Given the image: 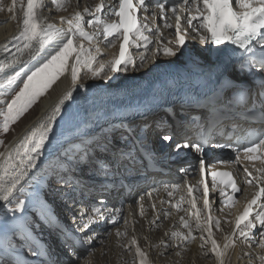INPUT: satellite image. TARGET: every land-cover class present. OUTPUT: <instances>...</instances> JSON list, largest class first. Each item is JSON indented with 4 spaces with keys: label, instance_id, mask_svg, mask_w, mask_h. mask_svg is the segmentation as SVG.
Wrapping results in <instances>:
<instances>
[{
    "label": "snow or ice",
    "instance_id": "1",
    "mask_svg": "<svg viewBox=\"0 0 264 264\" xmlns=\"http://www.w3.org/2000/svg\"><path fill=\"white\" fill-rule=\"evenodd\" d=\"M53 2L57 10H63L61 4L56 3V0ZM149 6L147 0H119L118 10L111 9L106 16L100 15L102 3L94 9L86 7L84 14L76 12L67 20L61 17V21L67 24L65 30L45 22L44 0H26V6L21 0L23 13L21 27L13 38L16 51L0 59V74H4L6 69H12L17 64H22L24 67L16 71L15 75H0V132L7 134L11 126L16 124L69 69L73 87L14 147L0 152V202H3L0 204V264H53L50 260L51 251L40 243L36 235L41 226L56 223L52 209L45 199L49 192H56L62 197L63 203L70 205L75 201L76 192L80 191L83 194V189L87 187L81 184L79 177L84 170L94 169L108 176L114 169L112 175L115 176L129 165L135 166L139 153L134 154V149L113 150V142H119L118 136L136 140L137 132L132 127L124 128L123 124H112L109 128H101L98 132L89 131L93 128L92 122L89 121L67 139L66 146L59 147H56L60 142L56 141L54 134V125L58 123L57 117L60 116L65 103L73 99V91L78 83L81 69H86L93 79L102 78L105 71L116 74L120 71L127 72L130 67L135 70L137 62L129 53L130 47L144 49L139 54V66L143 67L149 52L153 56L160 54L161 51L165 57H176L177 53L183 55L181 49L187 51L186 37L189 36L188 29H191L195 33L193 39L198 37L200 44L214 46L218 60L225 56L227 59L235 57L239 71L246 73L250 78L247 88H237L233 80L229 79L231 74L227 72L226 62L222 61L224 66H218L216 73L209 72L200 77L195 90H190L189 99L185 101L190 108L206 111H202L199 116H192L182 131H164L163 127L157 125L160 127L159 140L166 142L177 154L181 149L191 148L200 155L198 169L201 176L200 184L203 185L205 209L211 211L209 185L204 179L205 151L209 142L215 140L217 135H225L222 131H217L224 120L235 121L239 118L246 128L235 140L211 144L214 148H231L235 153L234 157L219 162L227 165L239 164L243 156L246 160L260 159L264 164L262 158L264 157V0H154V8L159 11L160 18L164 21L163 27L175 29L174 33H171L175 37L174 42L172 40L167 42V45L174 43V47L162 43L160 37L163 34L160 26H156L153 30L147 23L139 22L138 10L147 12ZM166 12H171V18L166 16ZM185 13L186 15L182 16ZM85 14L92 19L85 21ZM151 18L153 21L156 20L155 12L152 13ZM144 19L147 20L148 17L145 16ZM169 19H174L175 24L170 23ZM182 19L186 27H182ZM85 25L88 28H95L96 32H87ZM99 35L108 41L107 46L113 48L116 47V43L108 38L114 37L119 41V54L109 62H101L98 67H94L97 63V56L94 53H100V48L85 47L82 41H87L88 45L92 46ZM77 40L81 43H75ZM49 45H52V51L47 54V58L38 61L33 66L34 70L29 69L28 73H25L29 63L36 60ZM6 49L7 45L0 48V55H3ZM70 60L71 64H69ZM22 73L26 78H22ZM111 78L112 76H108V79ZM168 87H177V84L170 82ZM200 88L207 91L201 94ZM8 97L11 99H7ZM202 117L207 118L202 119ZM254 123L259 127H252ZM149 127L145 125L144 129ZM239 127L238 123L234 124V131L229 133L228 137L235 135V129ZM189 132L192 135H189ZM139 142L143 143V141ZM3 143L4 141L0 140V145ZM46 145L47 155H45ZM258 152L262 156H257ZM42 156H44L43 160ZM146 156L150 158L151 154L146 153ZM144 158L141 157L142 160ZM211 167L215 169L216 164L213 163ZM196 168V165H190L189 168H182L181 171L187 176L195 173ZM243 171L249 176L252 175L247 167ZM256 171L261 174L253 177L257 181L256 187L259 190L246 204L243 212L236 217L232 237L238 234L245 242L257 240V246L264 250V203L258 204V201L264 198V168ZM210 175L212 188L219 183L231 188L233 194L242 193V189L237 186L230 172L212 171ZM53 181L60 187L52 189ZM247 183L252 185L253 180L249 179ZM114 185L115 180H113ZM180 187V184L175 183L164 185L165 191L172 189L168 191L169 196ZM91 190L89 188V191ZM187 191L191 196L194 188L189 186ZM195 191L199 192L200 188L196 187ZM147 195L150 197L151 192ZM220 195L225 196L223 189ZM190 202L192 208L197 209L194 197ZM224 203L225 206L231 207L235 203L234 196L229 195ZM254 205H258L260 210L250 219ZM172 207L181 210L179 202ZM153 210H155L154 205ZM106 213H113V209L103 200L89 208H82L80 216L82 219L86 217L88 223L79 226L77 231L84 232L89 228L90 223L103 220ZM115 214L120 215L121 209H115ZM140 214L142 216L144 214L142 206ZM164 215L167 217L171 213L165 212ZM195 215V227L193 228L188 220L181 217L182 227L187 229V233L174 231L171 239L191 243L196 239L194 231L199 232L201 233L199 238L204 242L201 247L210 243L211 253L217 264H224V256L227 250L234 246V239L225 237L226 243L221 250L212 232L213 224L219 230L220 221L211 215L206 221H202L199 209L196 210ZM72 219L74 221L76 219L74 214ZM109 222H116L113 215H109ZM257 228L258 233L254 231ZM204 233H207L206 237ZM116 235L122 236L126 233L117 230ZM131 244L136 245L139 264H148L146 253L141 250L135 238L132 239ZM164 247L167 248L168 245L164 244ZM257 259L259 264H264V254L258 255Z\"/></svg>",
    "mask_w": 264,
    "mask_h": 264
},
{
    "label": "bare ground",
    "instance_id": "2",
    "mask_svg": "<svg viewBox=\"0 0 264 264\" xmlns=\"http://www.w3.org/2000/svg\"><path fill=\"white\" fill-rule=\"evenodd\" d=\"M23 3L26 6V0H23ZM56 3L61 4L63 10H57L53 0H44L45 8L43 10V16L45 22L53 24L58 28H64L65 30L67 29V24L61 21V17L65 20L70 19L76 12L84 14V9L86 7L94 9L101 3L103 4V8L100 15L106 16L111 9H116L117 7L115 0H56ZM59 11L60 13L57 14ZM147 11H155L156 20L153 21L151 17L145 20V15H142L140 23H147L153 28V30H155L156 26H160V30L163 34L160 37L162 43L167 45L168 40L174 42L175 37L174 35H171V33H174L175 31L174 27L173 29H166L163 27L164 21L160 18L158 10L148 8ZM22 15L21 0H0V48L7 45V49L4 51L3 55H0V59L10 56L16 51L13 38L20 31ZM166 16L171 18L172 14L166 12ZM89 19H92V17L85 14L84 20L87 21ZM169 22L173 23V25L175 24L174 19H169ZM194 23L196 22L194 21ZM181 24L182 27H186L183 19ZM85 30L87 32H96L95 28H88L86 25ZM188 31L189 36L186 37L185 43V49H187V51L181 49L184 53L183 55L177 53L176 57H165L161 51L160 54L153 56L152 53L149 52L147 54L146 63L143 67L139 66V54L143 52L144 49L130 47L129 53L136 60L137 68L133 70L130 67L127 72L120 71L116 73L114 81L111 80L112 78L108 79V76H112L113 74L107 71H105L102 78L93 79L86 69H81L78 83L73 91V99L65 103L60 116L57 117L58 123L57 125H54L56 141L60 142L56 147H59L60 145L66 146L67 139L71 138L72 134L75 133L78 128L89 121L93 124V128L89 129V131L98 132L101 128H109L112 124H123L124 128L132 127L136 129V118L143 113L142 108L146 105L154 104V101L159 100L158 95H156L157 98L151 97L155 95L156 87L161 83L159 76H164L180 68L194 66L198 62H201L200 60L204 59V62L208 59V51L205 50L208 49V45L200 44L198 37L195 39L192 38L195 36V33H193L191 29H188ZM109 40L115 42L117 46L118 41H116L114 37H110ZM75 43L78 44L81 43V41L77 40ZM167 46L174 47V43ZM95 47H99V44L92 45V48ZM150 47L152 46L150 45ZM156 47H160V45H156ZM114 48L108 46V53L113 51ZM51 51L52 45H49V47L46 48L36 60L29 63L28 67L25 68V72L28 73L29 69L34 70L33 66L38 61L46 59L47 54ZM94 55L98 56L97 63L94 64V67H98L101 62L107 63L110 61L108 56L104 57L101 53H94ZM25 59H27V57H25ZM191 61H196L197 63ZM71 62L72 61L70 60L69 64H71ZM22 67H24V65L17 64L12 69H6L5 73L0 75H15V72ZM72 87L71 73L69 69L66 74L61 76L44 95L38 104L36 114L18 131L2 152L14 147L24 135L49 114L63 95L72 89ZM159 118L162 119L163 117L161 116ZM152 120L153 118L148 119V126L152 124ZM144 126L145 125L141 126V128L136 131V140H129L126 136H118L117 138H119V142L113 143V150L128 151L129 149H134L135 154L136 144L144 146L155 160L165 163L160 166L168 172L165 173L164 170L160 171L163 175L162 178L158 176V173H155V176H153L148 171L139 172L142 167L135 162V166L129 165L122 169L121 172L116 173V178H114V180H118L119 183L114 186L113 179L91 180L90 182L85 180L82 181V185L87 186L83 191L85 189L87 190V188L92 189L91 191L95 193L96 199L90 197L88 192L84 191L82 196L75 195V201L69 206L63 207V205L57 203L56 200L49 204L55 212L53 216L56 223L53 227L54 234L57 236L56 238H58V241L55 243L56 239H53V242L47 245L44 240L39 239L40 243L47 249L55 253L57 252V249L55 250L54 248L58 247L59 242L62 244L68 241L70 243L69 248L71 249V253L86 248L89 249L90 252H93L96 251V247L103 244L106 239L109 243L106 242L108 245H111L114 248L117 246L120 255V252H125V248L127 247L122 241L125 237H117L116 231H121L126 228V233L129 236L127 239L129 241L128 248L130 252L126 253L125 260L126 258L129 259L134 257L133 263L135 264H139V257L136 255V245L131 244L133 238L137 240L141 250L146 253L148 264H217L215 257L211 253V244H206L203 248L201 247L204 243L199 238L201 233L194 231L193 234L196 236V239L191 243L174 241L171 239V234L174 231L183 234L187 233V229L182 227L180 220L181 217L188 220L194 228L196 224L195 213L196 210L199 209L202 221H206L209 215L220 221L219 230H217L213 224L212 232L213 238L217 241L218 245H220L221 250H223V245L226 243L225 237H232L235 229L236 217L241 214V210L244 209L246 204L259 190L258 187H256L257 181L253 179V177L261 175L256 169L264 167L258 165L249 167L248 170L252 173V175L249 176L243 171L244 168L229 166L234 174L237 185L242 188V195L239 197L234 207L223 210H218L217 203H213L210 200L211 211L209 212V210L204 208L201 190L199 192L195 191V188L200 185L197 177L191 178L190 174L192 173L185 176V173L181 171L182 168H189L190 165H194V156L191 155L188 157L187 151H184L183 149L179 151V154H177L174 149L166 150V153L161 156H159L158 153H153L148 149L147 145H144V141L143 143L139 142L145 138L147 132V129H144ZM47 154L48 146L46 145L45 155ZM196 154V152H193V155ZM166 156L171 157L170 162L167 161ZM41 159L43 160L44 156H42ZM109 168L112 169V166L109 165ZM112 171H114V169H112ZM112 171L109 172L110 175ZM31 174L32 173H29V175ZM100 175L108 177L105 176L103 172H101ZM111 177H113V175H111ZM96 179L99 178L97 177ZM249 179L253 180L252 185L247 183V180ZM174 183L180 184L181 187L169 196L168 191H172V189L169 188L168 191H165L164 185H171ZM117 185L121 186L119 191L116 188ZM189 186L194 188L191 196L187 191ZM51 187L53 186L51 185ZM221 189H223L224 192L226 190L225 188ZM221 189L211 187L209 189V195L215 197L219 205L227 207L224 203L226 199L224 196L220 195ZM148 192H151L150 197L147 195ZM138 193H141L142 195H139L136 200L137 202L134 201V203H131L130 200ZM154 196H156V198H154ZM193 197L195 198L197 209L192 208L190 201ZM101 200H103L109 208L113 209V213H106L103 220L90 223L89 228L84 232L77 230L70 232L68 226L78 228L84 223H88L86 217L82 219L80 216L81 209L85 208L82 206L86 205L88 206L86 208H89L93 204H99ZM178 202L181 208L179 211L172 207L173 204ZM2 203L3 202H0V204ZM81 203L84 204L81 205ZM259 203H264V198H262L261 201H258V204ZM77 204L82 208L78 210L75 209L74 206ZM121 204H123L122 208ZM125 205L126 207H124ZM153 205L155 206V210H153ZM141 206L144 209L143 216L140 214ZM60 208L67 210L68 214L71 216H73V214L75 215V212L78 211V214L76 215L79 218L74 221L71 217L68 224L60 223V217L63 215L59 214ZM115 209H121V214L116 215ZM259 210L258 205H254L253 215L249 218L252 219L255 212ZM165 212H169L171 215L165 217ZM123 213L127 219V227L123 224V227L119 229L120 226H117V224L121 220ZM109 215L114 216L115 223L109 222ZM130 216H132V218H130ZM137 220L139 221V224H137ZM133 221H135L136 224H132ZM76 224H78V226ZM140 228L141 230L139 231L138 229ZM254 231L258 233L259 229L257 228ZM140 232L143 234L141 235ZM156 232H160V235H157ZM48 234L46 236H48ZM204 236L206 237L207 233H204ZM232 238L234 239V246L227 250L224 256V264H259L257 256L264 254V250H261L257 246V240L245 242L238 236V234ZM169 243H172L170 247ZM81 244L84 246L80 247ZM164 244H167L168 247L165 248ZM177 245H179V247H177ZM154 247H157V250L151 251V248ZM170 251L172 252L170 258H159V256L168 254ZM77 253H79V251ZM177 253H179V255H177ZM73 255L75 256L73 253L71 256L61 254L59 256L54 255L50 257V260L53 264H68L67 259L75 261L76 256L73 257Z\"/></svg>",
    "mask_w": 264,
    "mask_h": 264
},
{
    "label": "rangeland",
    "instance_id": "3",
    "mask_svg": "<svg viewBox=\"0 0 264 264\" xmlns=\"http://www.w3.org/2000/svg\"><path fill=\"white\" fill-rule=\"evenodd\" d=\"M59 13H60V11L57 14H59ZM203 60L204 59H202L200 61H203ZM191 62H194V61H191ZM22 78H26V75L24 73H22ZM43 97H44V95L38 99V101L17 121L16 124H14V125L11 126V129H10V131L7 134H4V133L0 132V140H3L4 141L3 145H0V152H2L3 149H5L8 146L9 142L15 137V135L18 133V131L36 114V109L38 107V104H39L40 100ZM7 99L10 100L11 97H8ZM117 139H119V138H117ZM93 172H96V170H94V169L87 170L86 169L83 172H81V175L79 174L81 184H82V181H84V180L90 182L91 180L94 179L93 177H96V176L99 177V175H97V173L94 174ZM98 173L101 174V172H98ZM92 175H93V177H92ZM90 178H92V179H90ZM51 185L53 186V187H51L52 189H55V188L60 187V185L56 184L54 181L51 182ZM28 190L30 191L31 189H28ZM66 190L67 191H70V189H66ZM84 191H86V189ZM84 191H83V193H84ZM80 194H81V192L80 191H77L75 195L82 196V194L81 195ZM139 195H142V194L141 193L136 194L132 198L133 200L131 199L130 202L131 203H134V201L137 202L136 200L138 199ZM154 198H156V196H154ZM154 198H153V200H154ZM45 199L47 200V202L49 204L52 203V201L56 200L57 203L63 205V207L64 206H69V204L63 203L62 197L60 195H58L56 192H53V191H50L49 192V195L47 197H45ZM79 204L75 205L74 208L77 209V210L78 209H81L82 207H80ZM83 204L84 203H81V205H83ZM124 207H126V205ZM51 209H52V213L54 215L55 212H54L53 208H51ZM74 211H76V210H74ZM75 213L78 214V211L75 212ZM59 214H63L60 217L61 218L60 223H62V224H63V221H65V224L68 223L69 216H70V218L72 217L70 214H68L67 210H64L62 208H60ZM76 214H75L76 219H78L79 217ZM130 218H132V216H130ZM128 220H129V218H128ZM123 224L125 225V227H127V219L125 218L124 213L121 216V220L117 224V226H120L119 229H121V227H123ZM132 224H136V222L133 221ZM137 224H139V221L138 220H137ZM76 225L78 226V224H76ZM68 227H69V231L70 232H74L75 230H77L76 229L77 227L76 228L73 227V226H68ZM125 229L126 228H124V230H121V231L119 230V231L122 232V233H126V230ZM138 230L140 231L141 228L138 229ZM51 231H54L53 225H50V226H47V225L46 226H41L39 232L36 233L37 238L44 240L47 243V245L48 244H51L52 241H53V237H54V236L51 237V235L54 234ZM47 234H48V236H46ZM140 234L142 235L143 233L140 232ZM156 234L157 235H160V232H156ZM126 235H122L123 237L126 238V239L123 238L122 241L124 242V245L127 248H125V250H126L125 252L122 253V251H121L120 252V255H119L117 246L115 247L116 248L115 249L113 246L108 245L109 243L105 239V242H103V244H101L100 246H97L96 247L97 248L96 251L90 252V250L87 249V248L86 249H82V250H78L79 253H77L78 251H73L72 253L75 254L76 259H75V261L74 260L70 261V260H68L65 257L67 259V263L68 264H135V263H133L134 262V257L129 258V259L126 258V260H125L126 253L130 252L129 251V248H128L129 241L127 239V237H129V236H128L127 233H126ZM157 235H155V236H157ZM50 237H51L52 240L50 239ZM117 237H119V236H117ZM56 241H58V240H56ZM171 244L172 243H169V247H170ZM69 245H70V243L67 241V242L62 243L61 248H59V249L57 247L54 248L55 250L57 249V252L54 253V252L51 251V253H52L51 257L54 256V255L58 256L60 254L61 255L71 256L72 253H71V249L69 248ZM142 247H143V245H142ZM152 250H157V247L151 248V251ZM170 254H172L171 251L168 254H164L163 256H159V258H161V259H164L165 257L166 258H170ZM25 256H27V250L26 249H25ZM75 256L73 255V257H75ZM152 257H154V256H152Z\"/></svg>",
    "mask_w": 264,
    "mask_h": 264
}]
</instances>
